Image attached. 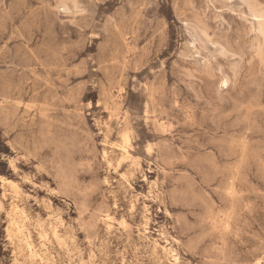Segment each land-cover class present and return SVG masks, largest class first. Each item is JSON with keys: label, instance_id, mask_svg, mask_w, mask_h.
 Segmentation results:
<instances>
[{"label": "rangeland", "instance_id": "rangeland-1", "mask_svg": "<svg viewBox=\"0 0 264 264\" xmlns=\"http://www.w3.org/2000/svg\"><path fill=\"white\" fill-rule=\"evenodd\" d=\"M0 264H264V0H0Z\"/></svg>", "mask_w": 264, "mask_h": 264}]
</instances>
